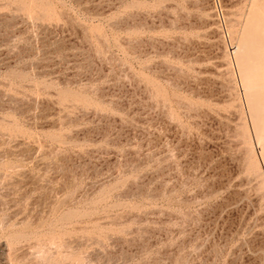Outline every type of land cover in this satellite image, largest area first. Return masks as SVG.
Returning a JSON list of instances; mask_svg holds the SVG:
<instances>
[{
  "label": "rangeland",
  "instance_id": "obj_1",
  "mask_svg": "<svg viewBox=\"0 0 264 264\" xmlns=\"http://www.w3.org/2000/svg\"><path fill=\"white\" fill-rule=\"evenodd\" d=\"M221 4L0 0V264H264V0Z\"/></svg>",
  "mask_w": 264,
  "mask_h": 264
},
{
  "label": "built area",
  "instance_id": "obj_2",
  "mask_svg": "<svg viewBox=\"0 0 264 264\" xmlns=\"http://www.w3.org/2000/svg\"><path fill=\"white\" fill-rule=\"evenodd\" d=\"M215 10L217 11L218 16L223 17V9H222V4L221 0H212Z\"/></svg>",
  "mask_w": 264,
  "mask_h": 264
},
{
  "label": "bare ground",
  "instance_id": "obj_3",
  "mask_svg": "<svg viewBox=\"0 0 264 264\" xmlns=\"http://www.w3.org/2000/svg\"><path fill=\"white\" fill-rule=\"evenodd\" d=\"M260 19H261V18H260ZM254 23H255V22H254ZM263 23H264V22H263ZM263 25H264V24H263ZM259 26H260V25H259ZM263 27H264V26H263ZM253 30H255V29H253ZM247 31H248V30H247ZM254 32H255V31H254ZM256 35H257V34H256ZM255 37H256V36H255ZM262 39H263V38H262ZM259 41H260V40H259ZM254 42H255V41H254ZM257 46H258V45H257ZM244 47H245V45H244ZM258 47H259V46H258ZM260 48H261V47H260ZM256 49H257V48H256ZM238 50H241V49L239 48ZM253 50H254V49H253ZM255 51H256V50H255ZM250 74H252V73H250ZM253 76H256L255 73H254ZM256 78H257V77H256ZM258 78H259V77H258ZM260 78H261V76H260ZM252 79H253V77H252ZM263 79H264V77H263ZM254 80H255V79H254ZM256 82H257V81H256ZM256 82H255V83H256ZM252 83H254V82H252ZM252 83H251V84H252ZM258 83H259V82H258ZM263 84H264V83H262L261 86H262ZM254 85H255V84H254ZM256 85H258V84H256ZM253 87H254V86H253ZM262 87L264 88V85H263ZM258 92H259V91H258ZM258 92H257V93H258ZM261 92H262V91H261ZM263 92H264V91H263ZM263 92H262V93H263ZM260 94H261V93H260ZM259 96H260V95H259ZM261 97H263V96H261ZM262 99H263V98H262ZM262 99H261V100H262ZM263 101H264V100H263ZM263 101H262V102H263ZM263 104H264V102H263ZM262 107H263V106H262ZM261 111H262V109H261ZM261 123H263V122H261ZM263 125H264V124H263ZM260 137H261V136H260ZM261 138H263V137H261ZM261 138H260V139H261Z\"/></svg>",
  "mask_w": 264,
  "mask_h": 264
}]
</instances>
